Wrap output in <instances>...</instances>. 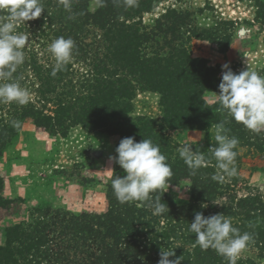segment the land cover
<instances>
[{"label":"trees","instance_id":"16d2710c","mask_svg":"<svg viewBox=\"0 0 264 264\" xmlns=\"http://www.w3.org/2000/svg\"><path fill=\"white\" fill-rule=\"evenodd\" d=\"M163 1L137 0L136 6L126 7L124 0H105L103 7L98 5L91 12L90 3L97 0H71V11L58 0H42L45 10L41 16L17 28L29 37L24 63L12 81H0L18 82L30 93L26 105L0 102V158L28 119L53 137L65 138L81 127L118 136L120 141L125 137H135L136 142L151 139L172 168L169 186L180 189L189 180V198L180 201L175 192L153 193V197L161 195V203L168 207L163 214L153 215L147 202L120 203L111 181L105 212L39 207L30 212V222L9 226L0 245V264H158L160 252L172 249L175 256L170 259L182 256L181 264H228L214 250L197 245L189 231L196 212L205 217L223 214L241 234L252 236L249 245L264 252V197L230 196L228 202L218 204L240 180L238 150L250 145L252 137L221 110L217 100H208L219 94L220 66L192 54L193 38L214 43L226 53L234 34L225 27L192 25L189 13L176 9L168 10L153 27L146 26L144 15ZM260 7L258 17L264 25V4ZM7 15L0 10V17ZM59 37L72 38L75 48L72 60L53 76L55 59L49 47ZM145 92L160 95V120L134 115L135 101ZM221 122L227 135L239 140L237 175L224 183L212 179L218 169L211 150L217 146L215 126ZM178 131L206 134L196 151L209 164L195 175L176 154L170 133ZM123 175L119 170L112 180ZM4 188L0 176V209ZM237 264L254 262L238 259Z\"/></svg>","mask_w":264,"mask_h":264},{"label":"rangeland","instance_id":"374dc122","mask_svg":"<svg viewBox=\"0 0 264 264\" xmlns=\"http://www.w3.org/2000/svg\"><path fill=\"white\" fill-rule=\"evenodd\" d=\"M260 2V3H259ZM264 0H164L144 15L146 26L153 27L168 10L176 9L190 15L191 24L201 28L225 27L234 34L233 42L226 53L219 46L193 38L194 57L203 58L212 66L228 63L234 73L255 71L264 76V25L260 6ZM98 3L91 2L89 9L95 12ZM222 23H229L223 26ZM222 25V26H220ZM216 101L215 96L208 98ZM136 116H147L160 120L162 109L160 96L156 93H141L135 101ZM252 145L239 148L241 156L240 180L227 197H220L218 204L228 202L230 196L242 198L250 194L264 197V131L260 134L247 129ZM178 149L185 143H194L196 151L206 140V134L198 131L170 133ZM215 137V136H214ZM118 136L101 132H89L74 128L67 137H53L37 128L28 119L19 136L0 158V176L5 183V202L0 209V245L5 242V231L9 226L30 222V212L36 208L49 207L76 213H102L108 206V186L113 175L123 169L110 160L115 157L119 145ZM189 180L182 188L168 187L178 200L189 198ZM239 259L264 264V252L248 245Z\"/></svg>","mask_w":264,"mask_h":264},{"label":"clouds","instance_id":"9594fccd","mask_svg":"<svg viewBox=\"0 0 264 264\" xmlns=\"http://www.w3.org/2000/svg\"><path fill=\"white\" fill-rule=\"evenodd\" d=\"M64 9L71 11V0H58ZM103 7L105 0H97ZM126 7H134L137 0H124ZM0 10H6L7 17H0V81H12L18 66L24 63V49L29 37L17 32V28L27 21L39 18L45 7L42 0H0ZM72 18L71 16L69 17ZM75 42L72 38L59 37L55 39L49 52L55 59L52 75L62 71L73 58ZM219 94L215 98L221 110L249 131L260 134L264 131V76L255 71L234 73L228 63L222 65V79L219 84ZM0 102L26 105L30 102V93L18 82L0 83ZM224 122L215 126V141L212 156L216 161L218 171L212 176L214 181L224 183L226 178L237 175L235 160L237 157L238 138L227 135ZM194 143H185L178 149L180 158L195 175L202 167H207L209 161L199 151H193ZM115 152V161L124 172L112 180V188L120 203L147 202L153 210V215L168 211L165 203H161V195L153 197V193L165 192L173 175L167 158L160 151L159 145L151 139L135 141V137L121 139ZM166 189V190H165ZM189 231L195 235L196 243L202 250L212 249L224 257L228 264H237L243 251L252 241V236L232 225L229 218L223 214L205 217L202 212H196L190 223ZM174 249L162 250L158 264H181V257H174Z\"/></svg>","mask_w":264,"mask_h":264},{"label":"crops","instance_id":"0c3cea01","mask_svg":"<svg viewBox=\"0 0 264 264\" xmlns=\"http://www.w3.org/2000/svg\"><path fill=\"white\" fill-rule=\"evenodd\" d=\"M149 93H151V92H149ZM160 96V95H159Z\"/></svg>","mask_w":264,"mask_h":264}]
</instances>
